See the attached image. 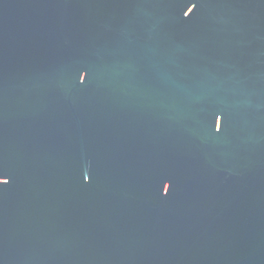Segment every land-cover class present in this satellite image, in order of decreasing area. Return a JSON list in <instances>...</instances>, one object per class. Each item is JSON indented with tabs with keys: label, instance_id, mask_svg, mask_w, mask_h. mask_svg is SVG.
Segmentation results:
<instances>
[{
	"label": "water",
	"instance_id": "1",
	"mask_svg": "<svg viewBox=\"0 0 264 264\" xmlns=\"http://www.w3.org/2000/svg\"><path fill=\"white\" fill-rule=\"evenodd\" d=\"M0 178V264H264V0H0Z\"/></svg>",
	"mask_w": 264,
	"mask_h": 264
},
{
	"label": "snow or ice",
	"instance_id": "2",
	"mask_svg": "<svg viewBox=\"0 0 264 264\" xmlns=\"http://www.w3.org/2000/svg\"><path fill=\"white\" fill-rule=\"evenodd\" d=\"M196 7V5L195 4H193V8H192V11H193V9ZM85 72V71H84ZM86 78V72H85V77H84V79ZM217 116H219V120H220V123H219V127L218 128H215L216 129V131H220L221 129H222V127H223V124H224V119H225V117H224V114L221 112V113H219V114H214V127H215V122H216V118H217ZM168 187H169V185H167V190H168ZM166 190V191H167Z\"/></svg>",
	"mask_w": 264,
	"mask_h": 264
},
{
	"label": "clouds",
	"instance_id": "3",
	"mask_svg": "<svg viewBox=\"0 0 264 264\" xmlns=\"http://www.w3.org/2000/svg\"><path fill=\"white\" fill-rule=\"evenodd\" d=\"M3 182H6V180L3 178H0V183H3Z\"/></svg>",
	"mask_w": 264,
	"mask_h": 264
}]
</instances>
